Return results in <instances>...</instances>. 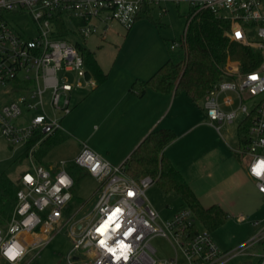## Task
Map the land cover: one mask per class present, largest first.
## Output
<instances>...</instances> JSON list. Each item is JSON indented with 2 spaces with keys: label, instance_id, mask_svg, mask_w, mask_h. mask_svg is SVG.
<instances>
[{
  "label": "built area",
  "instance_id": "2783aa9c",
  "mask_svg": "<svg viewBox=\"0 0 264 264\" xmlns=\"http://www.w3.org/2000/svg\"><path fill=\"white\" fill-rule=\"evenodd\" d=\"M161 1L0 0V10L15 16L26 13L32 20V26L24 22L23 30H15L6 13L0 16V137L10 146H25L29 162L16 181L12 212L0 226V261L21 264L29 252L42 248L62 230L69 239L64 264H179L180 258L182 264H227L264 241L263 225L225 250L186 205L161 217L146 197L153 180L131 177L122 163H111L86 142H81L70 163L99 180L88 209L86 200L69 211L74 185L66 169L69 162L60 161L57 169L35 162L42 140L62 128L72 91L95 86V79L85 74L74 37L85 40L98 33L103 39L112 21L128 30L143 3ZM184 1L191 15L208 10L228 21L224 35L253 53L249 66L254 67L249 70H242L241 63L227 55L220 78L202 102L218 132L221 123H232L238 112L243 113L241 121L248 120L247 143H238L234 151L247 158V173L264 196V0ZM59 30L66 35H59ZM178 46V40L168 44L171 51ZM156 236L167 240L170 257L156 256L151 244ZM257 264H264V253Z\"/></svg>",
  "mask_w": 264,
  "mask_h": 264
},
{
  "label": "rangeland",
  "instance_id": "374dc122",
  "mask_svg": "<svg viewBox=\"0 0 264 264\" xmlns=\"http://www.w3.org/2000/svg\"><path fill=\"white\" fill-rule=\"evenodd\" d=\"M159 3L152 4L150 15L138 18L129 31L112 21V29L104 41L99 39L98 33L89 35L85 40L80 36L74 37L94 52L97 62L109 79L106 81V77V87L102 90L97 87L90 92L84 90L70 94L71 109L63 116L61 125L68 137L48 150L45 161L59 164L62 160H72L79 152L81 142H86L90 148L104 154L115 165L121 163L117 159L122 157L123 160L126 157L123 142L132 130L135 116L133 106L128 101L123 102L116 93L119 84L121 91H124L126 80L134 73L140 72L151 58L158 56L164 59L170 49L161 38L177 40L184 28L183 15L188 11V3L184 0L179 4L171 0H162ZM5 18L15 30H23L24 22L28 27L32 26V20L26 13L15 16L9 12ZM115 87L116 91H113ZM45 95L47 98L48 94ZM175 104L169 113L168 110L161 112L160 120H164L158 128L167 125L172 129L177 134L176 146L198 133L206 137L205 150L192 166V171L196 172L192 183L202 204L219 203L227 213L224 223L210 232L211 237L221 249L234 248L264 225V196L257 192L254 181L247 172L244 175L240 169L246 166L247 158H237L234 154V148L238 144L236 125L242 120L243 113L238 112L232 123H221V139L217 145L211 130L206 127L196 126L189 130V134H180L200 113L204 114L202 99L193 102L184 91H178ZM213 132L218 134L215 129ZM18 147L9 148L0 137V173L5 172L12 179L16 178L19 170L25 166L24 161L19 162V152L22 150ZM199 160L200 164L195 167ZM70 171L76 183L72 190L73 198L69 211H73L78 204L86 200L90 201L86 205L88 209L94 202L92 194L99 180L75 166ZM146 197L163 218L169 217L184 205L176 193H164L155 181L147 188ZM151 244L156 249L157 257L172 255V249L165 238L156 236L151 240ZM256 246L248 249V252L253 251ZM68 248L69 239L65 230H62L48 244L39 248L40 250L29 252L21 264H64L63 256ZM36 250H39L37 254ZM182 262L180 258L179 264ZM255 263L256 258L247 254L229 262Z\"/></svg>",
  "mask_w": 264,
  "mask_h": 264
},
{
  "label": "trees",
  "instance_id": "16d2710c",
  "mask_svg": "<svg viewBox=\"0 0 264 264\" xmlns=\"http://www.w3.org/2000/svg\"><path fill=\"white\" fill-rule=\"evenodd\" d=\"M5 13L0 10V16ZM149 15L150 6L143 3L136 19ZM186 19L188 22L184 23L183 31L177 39L179 41L177 50L168 51V58L150 76L145 79L135 78L129 90L138 96H142L147 89L161 93L184 91L191 101L196 102L203 99L206 92L220 78L221 67L227 55L230 59L239 61L242 70L254 67L249 66V59L253 54L250 48L229 41L224 35L229 29L228 21L214 16L208 10H201L192 15L189 12ZM59 35H66V31L59 30ZM75 46L82 57L86 76L95 79L94 87L103 83L107 75L97 63L94 52L80 42H76ZM248 124V120L244 119L236 125V137L241 145L247 143ZM176 136L172 129L166 127L150 131L122 162L124 171L135 179L148 176L164 193H176L183 204L192 210L201 225L211 232L224 223L227 213L217 204L204 206L179 170L164 154V147ZM65 138L64 133L55 130L42 140L38 146L37 156H43L52 146ZM33 141L30 140L27 147ZM234 154L240 158L235 151ZM24 155L22 154V157ZM73 167L72 164L68 165L70 169ZM75 183L74 179L72 190ZM16 189V181L11 180L5 172H1L0 226L3 225L4 218L9 217L12 212L16 201ZM0 264L5 263L0 261Z\"/></svg>",
  "mask_w": 264,
  "mask_h": 264
},
{
  "label": "crops",
  "instance_id": "0c3cea01",
  "mask_svg": "<svg viewBox=\"0 0 264 264\" xmlns=\"http://www.w3.org/2000/svg\"><path fill=\"white\" fill-rule=\"evenodd\" d=\"M171 1L175 2L176 4H179V2H180V1H175V0H171ZM181 1H183V0H181ZM189 11H190V8H189V5H188V11L183 15L184 20H186V16L189 13ZM136 20L137 19H135V21ZM130 28L128 30H126V31H129ZM111 29L112 28L110 26V29L107 31L106 35L109 33V31H111ZM180 35H181V33H180ZM99 39L101 41H104L105 37L102 39L99 36ZM161 39H162V42H164V43L166 41L167 42H172V41H168V40H173L172 38L168 39V38H164V37L161 38ZM167 45H168V43H167ZM168 51L169 50H167V54L164 57V59H160L162 57H158V56H155V58L154 57L151 58L149 60V62L146 63V65L142 68V70L140 72H138L137 74L134 73L131 76L130 79H127L128 81L126 80V82H127L126 83V87L122 86L124 88V91H121L122 88L120 87V84H119V87L117 86L118 89H117L116 93L120 96V99L123 102L124 101H128L130 103V105L133 106L132 111L134 112V116H135V121L132 122V130H131L130 134L127 136V138L123 142V149H124V154H126V157L129 155V153L138 145V143L150 131L158 128L159 124H161V122L164 120V118L162 120H160V118H161L160 116L162 114L161 112H163L164 110H168V113H169L172 110V108L174 106H176L175 103H176V94L177 93H172V92H170V93H161V92H157V91H154V90H151V89H147L142 96H138L134 91L129 90V86H130L131 82L135 78L145 79L148 76H150L168 58ZM99 66H100V64H99ZM101 69H102V67H101ZM133 76H134V78H132ZM108 79L109 78H108V75H107V80L106 81H108ZM106 81L104 83H101L100 85H98L96 87H93L90 90H86V91L90 92L92 90H95L97 87H99V89L102 90L103 87H106L105 86L106 85ZM80 91H84V90H74L72 92H80ZM113 91H116V87L114 88ZM83 98H81V99H83ZM71 103H72V100H71ZM202 104H203V102H202ZM62 118H61V125H62V120H63ZM169 124L171 125V123H169ZM196 126L197 127H206L208 129H210L214 142H216L217 145L220 144L221 134L215 129L213 124H211L209 122L207 116L205 115V112H204V114L200 113V115L197 117V119H195V121L188 128H186L183 131H181L180 134L187 135V134L190 133L189 130H191L193 127H196ZM164 127L168 128L167 125H164ZM213 129H215L217 131V133H218L217 135L219 137L213 132ZM59 131L66 135V138L64 139V140H66L67 137H68V134L66 133V131L63 128L59 129ZM205 140H206V137H204L202 135V133H198V134H195L194 136H191L189 139H186V141H184V143L177 144V146H176V144H175L176 141H177V136H176V138L173 141H171L170 143H168L163 149L164 154L167 155V157L170 159V161L173 164V166L179 170V172L184 177V179L187 181V183L190 185V187L192 188V190L194 191V193L196 194V196H197V198L199 199L200 202H201V200L199 198V195L196 192V190L194 189V185L192 183L193 182L192 178H193L194 174L196 173V172L192 171V168H193L192 166L194 165L193 164L194 161L198 160V158L200 156H202V152L205 150V144H206ZM80 146H81V143H80ZM8 147L12 148L14 146L8 145ZM19 147H20V150H22L21 152H19V162H23L24 161L25 162V166L22 169L19 170L16 178L12 179V178H10L7 175L13 181H17V179L19 178L20 174L29 166V162L25 158V155H24V157H22V154H25V146H19ZM37 150H38V147H37V149L35 151V162L36 163L42 164V165L46 166L47 168L57 169V165H58L57 163H53V162L44 160V157L46 156L48 151L43 156L39 155V157H38L37 156ZM99 154H101L102 156H104L106 158V156L104 154H102L100 152H99ZM121 158L117 159V161L122 163L125 158L123 160ZM120 160H122V161H120ZM64 161L69 162L66 165V169L69 170L70 168H68V165L71 164L70 163L71 159H69V160L66 159ZM199 164H200V160L197 161V164L195 165V167H198ZM240 169L245 175V173L247 172L246 166L244 168L240 167ZM194 171H196V170H194ZM254 186H255V183H254ZM255 188H256V186H255ZM212 204H217V205H219L221 207V204H219V203H212ZM204 206H209V205H204ZM262 253H264V241H262L261 243L257 244L256 248L253 251L248 252L247 255L255 257L256 258V263L255 264H257L258 261H259V256ZM243 255H245V254H243ZM227 264H229V263H227Z\"/></svg>",
  "mask_w": 264,
  "mask_h": 264
},
{
  "label": "snow or ice",
  "instance_id": "6c2138e0",
  "mask_svg": "<svg viewBox=\"0 0 264 264\" xmlns=\"http://www.w3.org/2000/svg\"><path fill=\"white\" fill-rule=\"evenodd\" d=\"M239 35V34H238ZM253 79H254V77H253Z\"/></svg>",
  "mask_w": 264,
  "mask_h": 264
}]
</instances>
